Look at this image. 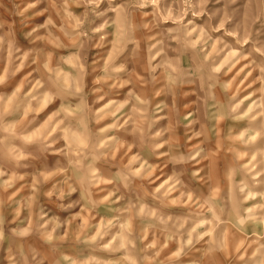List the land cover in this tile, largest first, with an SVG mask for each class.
I'll list each match as a JSON object with an SVG mask.
<instances>
[{
  "label": "clouds",
  "instance_id": "clouds-1",
  "mask_svg": "<svg viewBox=\"0 0 264 264\" xmlns=\"http://www.w3.org/2000/svg\"><path fill=\"white\" fill-rule=\"evenodd\" d=\"M77 2L85 5V12L80 17L61 16L58 29L63 41L57 47L68 49L70 59L48 54L34 57L32 64L36 65L39 78L33 86L28 91L18 87L11 95H0V247L7 242L4 252L9 264H64L69 258L61 249L69 238L94 249H122L125 254L121 264L131 257H135L132 264H157L160 251L167 246L165 243L157 249L161 236L165 241L183 237V248L194 246V241L199 242L202 236H207L208 253L230 257L225 264H264V243H261L264 240V190H256L258 187L264 189V179H261L264 177V61L257 64L253 60L246 65L260 70L259 96L252 99L255 95L252 93L238 100L240 89L233 91V82L221 77L227 76L236 63L248 57L211 35L232 20L234 30L226 31L225 35L236 37L237 44L243 46L252 40L253 28H257L255 35L259 37L264 32V0H229L235 7L230 13L225 12L216 29L211 28V16L207 27L196 22V18L204 16L207 0H174L179 8L166 9L164 13L159 9L161 0ZM105 2L107 10L114 15L97 25L95 18L105 17L106 10H100ZM148 4L153 5L155 21L145 23L138 20L137 12L146 16L141 10ZM189 12L193 19L185 22ZM169 19L175 27L162 28L161 24ZM43 26L56 28L51 17ZM105 28H110L111 32H105ZM97 33L101 34L98 36L101 45L111 37L109 42L115 51L111 54V62L106 64L105 76H94L91 84L113 80L110 88H119L128 83L122 77L134 74H129L123 63L115 62L116 56L125 51L145 73L144 78L134 81L142 87L131 92L126 101L109 100L101 107L97 105L104 97L95 93L102 89L91 88L85 82L89 69L87 49ZM217 43L223 47L218 49ZM252 47L264 57V42L252 40ZM225 50L226 55L221 56ZM0 58L9 64L17 60L21 65L24 63L25 54L11 32L0 36ZM19 68L17 65L16 71ZM92 71L96 69L93 67ZM9 75L15 72L9 73L6 68L0 74V86L7 83ZM184 89L200 94L197 99L202 97L206 119L212 125L197 132L193 126L199 119H191L190 115L183 117V121H187L183 127L188 139L204 136V140L191 148L186 147L187 141L181 145L176 132L183 121L173 122L175 98ZM149 91L152 96H171L173 107L169 108L167 102L153 105ZM219 93H223L225 101ZM183 94L189 93L183 91ZM245 100L251 103L245 106ZM52 104L56 105L55 123L53 117H49L46 123L39 124L37 116ZM165 110L167 115H164ZM110 118L111 122H106ZM226 119L234 123L248 121L249 126L239 132L229 129L225 137L226 151L232 153V161L222 170L223 186L209 185L214 192L210 198L193 196L181 177L187 176L189 183L198 180L207 184V174L201 175L203 169L197 166L210 159L209 134L219 137L220 124ZM49 152L54 157L55 171L39 172L32 185H22L30 191L20 200L14 199L19 190L4 199L2 193L12 187V181L23 179L17 171L34 169L37 163L43 167L47 162L45 153ZM154 157H165L161 164L171 166V175L159 185H155L160 179L155 173L160 165L149 163ZM245 160L247 162L242 163ZM160 171L163 174V168ZM240 173L245 179L237 184L234 178ZM48 180L54 181L52 189L44 190ZM101 185L111 187L101 188ZM137 185L144 190V195L153 196L161 205L172 202L166 198V193L169 188L177 189L178 186L191 213L189 219L176 222L162 214V207L160 211L148 207ZM103 191H107L108 196L96 198ZM238 194L242 197L239 200ZM54 195L60 213L68 214L71 219L61 220L59 214L42 203L43 200L52 201ZM125 196L129 198L125 200ZM249 200L258 202L242 207ZM74 204H82V211L91 219H95L91 213L99 214L101 206L118 215L102 216V226L79 224L72 232V223L83 220L79 213L69 212ZM5 205L11 207L16 219L26 212L27 226L10 228L6 233ZM161 223H171V227L162 231ZM91 227L96 231H85ZM111 229H115L117 235L112 241L103 243L105 234ZM249 229L255 240L249 236ZM150 233L153 238L148 241ZM25 244H28L27 252Z\"/></svg>",
  "mask_w": 264,
  "mask_h": 264
},
{
  "label": "rangeland",
  "instance_id": "rangeland-1",
  "mask_svg": "<svg viewBox=\"0 0 264 264\" xmlns=\"http://www.w3.org/2000/svg\"><path fill=\"white\" fill-rule=\"evenodd\" d=\"M29 5L34 6L29 7ZM107 7L108 6L106 2L100 5V10L106 11L105 17L95 18L97 25L101 23L103 19L114 15L110 10H107ZM233 7L235 6L230 5L229 0H207L206 4L204 5L205 14L202 17L196 18V22L202 27H207L209 16H211V28L216 29L219 27L220 22L224 19L225 12L230 13ZM178 8L179 5L174 3V0H161L159 6L161 13H164L166 9ZM141 11L147 13V15L141 16L140 12H137V18L139 21L145 23L155 21L153 5L148 4ZM58 12L59 15H57ZM84 12L85 5L82 2L78 3L77 0H0V36H4L6 33L11 32L15 36L18 46L21 47V52L25 54L24 63L22 65L19 60L9 64L6 59L0 58V74H3L6 68L8 69L9 73L15 72V75H9L5 85L0 86V95H11V91L18 87L22 91H28L33 86L35 80L39 78L38 73L35 71L36 65L32 64V59L34 57L41 58L45 54H48L53 57L64 55L66 58L70 59V57H68V49L57 47V45L63 41L62 33L58 31L61 26L60 17L68 16L69 14L80 17ZM49 17H51L53 22L56 24L55 29H52L51 26H43ZM189 19H193L191 12L188 13L187 17L185 18V22H187ZM161 27L168 28L175 27V25L173 24L172 20L169 19L165 23H162ZM233 30V21L229 20L223 25V27H219V31L212 32L211 35L213 36V39L223 40L225 43L230 44L237 51H240L243 55L247 56L248 59H241L239 63H236L235 67L232 68V71L229 72L227 76L222 75L221 78L222 80H231L233 82V91H235L237 88L240 89V91L237 93L238 100H242L245 96H248L252 93H255V95L252 96V99H256L259 96L257 89H259L261 86L258 80V77L261 75V73L258 68L253 70L255 68L254 65L251 67L246 65H249L253 60H255L257 64H260L262 61H264V57L255 52L252 47V40L259 39L260 41L264 42V32H261L260 36L257 37L255 35L257 28H253L252 40H249L248 43L241 46L236 43V37L225 35L226 31ZM104 31L111 32V29L105 28ZM29 33H31L30 36L28 35ZM99 35L101 34H95L92 41L89 43V47L87 49L89 69L88 74L85 77V82L89 85V87L102 89V91L95 93L96 96L104 97L102 100H100L97 107L103 106L104 104L108 103L109 100H115L118 102L126 101L131 92L138 91V89L142 87L141 85L134 83V81H138L145 76L142 68L139 67L137 62L130 58L127 51H125L116 56L115 62L123 63L127 68L128 73L134 74L125 75L122 77V79L128 81V83L119 88H110V85L114 83L113 80H108L107 83L95 85L91 84V80L94 76H105L106 64L111 62V54L115 51L113 45L109 42L111 37L106 39L101 45L100 41L98 40ZM241 35H243L242 30ZM56 37H60V40H57ZM222 47V44L217 43L218 49ZM226 52L227 50L221 53V56L226 55ZM17 65H20L19 71H16ZM93 67L96 69L95 72L92 71ZM183 91H187L189 94L184 95ZM183 91L178 92L175 98L173 122H175L176 119L183 121L184 116L190 115L191 119H199V123L193 126L197 132L201 131L202 127L205 129L210 128L212 125L206 119V113L203 107V99L202 97L199 100L197 99V96L200 94L190 89H184ZM219 95L222 101L226 100L223 93H219ZM149 96L153 105L160 102H167L169 108L173 107L171 96L165 97L163 94L160 96H152L151 91H149ZM249 103H251V101H244L245 106ZM127 110L128 109L126 108L125 111ZM55 111V104L48 105L46 108H44L43 111L40 112L39 116H37V121L39 124L46 123L49 117H53L52 122L55 123ZM176 113L179 114L178 117L176 116ZM167 114L168 112L165 110L164 115ZM106 122H111V118ZM121 123H123V121H121ZM184 123H187V121H183V123H181L176 129L182 146L185 145V141H187L186 147L191 148L193 145L199 144L202 140H204V136L202 135L194 139H188V136L185 135L183 127ZM256 123H258V121ZM248 126V121L234 123L231 119H226L220 124L219 137H217L215 133L209 134V140L207 144L210 145L208 148L210 159L203 161L201 165L197 166L198 168L203 169L201 175H204L205 173L207 174V184H205L204 181L198 180H194L189 183L187 176L181 177L184 180V183L192 190L193 196L202 195L205 198H210L214 192L213 188L209 187V185L218 183L223 186L224 179L222 176V170L226 163H231L232 161V153L226 151L227 141L225 140V137L228 135L229 129H232L233 132H239ZM128 142H131L130 138H128ZM45 157L47 162L43 167L37 163L34 169L18 170L17 174L23 176V179L19 181L13 180L12 187L8 188L6 192H3L2 197L7 199L8 196H11L13 193H17V190H19L14 199L20 200L21 197L27 195L30 191L28 187H22V185H32L33 181L37 179V173L39 172H44L45 170L49 172L55 171V168L52 166L54 157L51 152L45 153ZM164 159L165 157H154L149 161V163L158 164L160 165V168H163V174L161 173L160 168H157L156 170L155 175L159 176L160 179L155 181V185H159L171 175V172L169 171L171 166L165 167L163 164H161V161ZM246 162L247 160L242 161V163ZM257 171H259V169H257ZM188 175L190 176V174ZM4 179L8 180L9 177H4ZM234 179L235 183L239 184L245 179V176L244 174L240 173L237 174ZM261 179H264V177ZM53 183V180H48L44 185V190H51ZM100 187L110 188L111 185H101ZM137 190L140 192L145 204L148 207H151L157 211H160L162 207V214L164 216L170 217L176 222H183L189 219L191 213L189 212L187 203L184 201V196L182 195L181 191L178 190V186L177 189L169 188L168 192L166 193V198L172 202L163 205H161V202L157 201L153 196L144 195V190L140 188L139 185H137ZM256 190L264 189L258 187ZM149 191H151V189H149ZM101 196L106 198L108 196V192H100L99 196L96 198H100ZM128 198V196H125V200ZM241 198L242 197H240L238 194L237 199L239 200ZM65 199L67 200L69 198L65 197ZM55 201L56 197L54 195L52 197V201L43 200L42 203H44L46 207L52 208L53 212L59 214V218L61 220L66 218L71 219L68 214L60 213V209L56 206V203H54ZM257 202L258 200H249L247 203L243 204L242 207H251ZM121 203H123V201H121ZM158 205L160 207H158ZM82 208V204H74L73 208L69 210L70 213H79V215L83 217L82 221L77 219L72 223V232L76 231V227L79 224L102 226V216L111 218L112 216L118 215L116 212L106 211L105 208L101 206L98 209L99 214L96 212L91 213V216L95 217V219H91L87 212L82 211ZM26 215L27 213L24 212L21 214L19 219H16L12 213L11 207L5 205L4 217L6 233L10 228L26 227L27 221L24 220ZM21 221L24 222L21 223ZM170 227L171 223H161L159 225V228L162 231ZM85 231L95 232L96 228H85ZM198 231L203 232V229H198ZM116 235L117 233L115 229L109 230L104 236L103 243L112 241ZM249 236L253 240L256 239L255 236H252L251 229H249ZM152 238L153 237L150 233L148 236V241H151ZM32 239L33 238L30 237L29 241ZM159 239L160 244L157 245V249H160L161 245L165 243L167 246L163 247V249L160 251L159 257L157 258V264H225V261L230 259V257H224L221 253H208L210 245L206 243V241H208L207 236H202L199 242L194 241V246L190 245L187 248L182 247L184 241L183 237L172 239L170 241H165L164 237L162 236ZM261 243H264V240H262ZM6 247L7 242L4 246L0 247V264H9L4 252ZM253 247H255V245H253ZM25 250L27 252L28 244H25ZM61 251L69 258V260L65 261L64 264H72V262H75V264H83L85 261L87 264H121L125 254L122 249L119 251H110L103 248H90L87 245L76 241L74 238H69L66 240L63 243ZM251 251L252 249L250 248L248 253L249 255L251 254ZM206 253L208 254L206 255ZM134 259L135 257H131L127 261H124V264H132V260Z\"/></svg>",
  "mask_w": 264,
  "mask_h": 264
}]
</instances>
